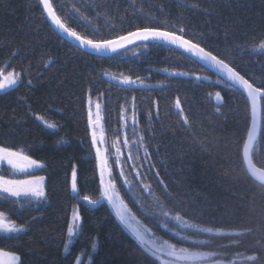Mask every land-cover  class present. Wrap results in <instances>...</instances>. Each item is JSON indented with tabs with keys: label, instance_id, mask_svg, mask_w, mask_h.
Here are the masks:
<instances>
[{
	"label": "trees",
	"instance_id": "16d2710c",
	"mask_svg": "<svg viewBox=\"0 0 264 264\" xmlns=\"http://www.w3.org/2000/svg\"><path fill=\"white\" fill-rule=\"evenodd\" d=\"M51 3L68 27L94 40L115 39L145 26L183 27L187 38L225 58L255 85L264 84V52H257L264 43V0ZM177 71L201 79L170 75ZM10 72L18 75L19 82L0 93V147L44 165L34 175L44 177L46 197L0 198V213L25 229L0 233L1 252L17 256L18 264H76L77 260L80 264H159L108 205L89 206L82 199L101 197L87 124L91 89V99L103 102L107 142L120 136L122 110L135 106L138 132L149 152L148 164L139 166L142 183L132 176L130 193L115 161L111 166L116 189L137 219L156 236L178 244L153 214L164 208L197 225L223 231L198 235L206 239L198 249L216 253L223 264H264V184L249 177L241 156L250 110L245 96L220 83L219 74L154 43L106 57L82 52L51 29L38 0H0V73ZM110 74L116 79H110ZM120 76L140 77L137 85L150 87L122 85ZM218 91L222 101L216 103ZM46 123L58 128L50 129ZM251 159L264 170V101ZM73 165L78 174L76 193L71 191ZM2 167L4 179L33 178ZM73 211L82 221L65 253ZM234 255L256 258L235 260Z\"/></svg>",
	"mask_w": 264,
	"mask_h": 264
},
{
	"label": "snow or ice",
	"instance_id": "6c2138e0",
	"mask_svg": "<svg viewBox=\"0 0 264 264\" xmlns=\"http://www.w3.org/2000/svg\"><path fill=\"white\" fill-rule=\"evenodd\" d=\"M39 3L43 6L44 12L47 14L48 19L51 23L59 29L62 33H65L68 37L75 39L82 48H87L91 51L97 53L103 52H117L120 49L127 47L130 44L137 42H146L156 41L163 42L169 45H172L176 48L182 49L184 52L191 53L193 56L198 58L203 64L212 67L216 72L219 73V76L222 78L220 83L225 84L226 86L238 89L242 94H246V99L251 104L252 112V127L247 132L250 143L254 142L256 139L257 128V108L258 105L264 101V84L255 85L250 82L249 79H246L237 68L226 61L225 58L215 54L211 50H207L205 46H202L200 43H197L195 39L186 37V30L181 27L178 30H168L162 29L161 27H141L137 28L134 31H129L126 34L117 36L115 39H103V40H94L81 36L76 30L68 27L61 18L57 15L54 10L51 0H39ZM260 50H264V43H260ZM51 63V61H49ZM167 71V69H165ZM3 74L0 73V76ZM170 75L173 76H185L186 72L177 71L172 72ZM110 79H116V77H109ZM199 79L200 77H196ZM133 79L131 76H123L119 83L125 86L134 85L138 87H150V85H137V80ZM4 82H0V91H4L9 87L15 86L19 82V77L15 74H9L8 76L3 77ZM28 84L31 85V80L28 81ZM91 89H89V98L87 100L88 112H87V124L88 128L91 130V147L95 149V166L98 170V179H99V189L102 192L103 198L107 200L108 204L111 205L112 209L115 212L116 217L119 219L120 223L128 227L133 235L137 239H142L139 231L136 228H133L130 223L129 218V209L123 202V200L115 194L114 189L116 184L113 179V169L109 164V159L107 156V149L104 152L101 151L99 145L104 143V136L101 133L100 137H97L96 129L101 126V114H100V103L97 101L95 104L96 112L95 116L92 111V99H91ZM215 98L218 102L222 101L221 93L216 92ZM133 107H135L133 105ZM177 108H180V103L177 101ZM217 112L220 111L219 108L216 109ZM123 116V114H122ZM38 120H41L43 123L42 117H36ZM133 124L136 123V114L133 112L132 116ZM254 122V123H253ZM187 123V120H185ZM46 127L55 130L58 128V125L55 123H46ZM143 139V138H141ZM125 146H127V139H125ZM115 147V145H114ZM117 156L115 160V165L120 167L123 161L120 158V149L117 148ZM149 152L147 148L144 149V157L147 158ZM129 159H133L131 156ZM0 161H6L13 169L19 168L20 171L33 174L31 179H4L0 177V193L7 194L10 197L19 198L24 197H33L37 200H44L46 197L45 185L43 183V176H35L34 170L43 168L44 165L40 164L37 160L30 159L27 155H24L22 152L12 151L6 147H0ZM18 161H25L26 167H21L18 164ZM139 176L140 173H137ZM77 168L75 165L72 167L71 171V191L73 193L77 192ZM108 177L106 182L105 177ZM125 173L123 170L120 171V177L123 179ZM126 182V181H125ZM83 201H86L89 204L99 203L97 200L91 199L88 195L82 197ZM82 217L79 212H74L72 215V223L69 225L67 232L68 236L71 237L75 230L80 227V222ZM25 229L23 227H17L14 223L6 222V217L3 213H0V232L4 233H17L23 232ZM210 230V229H209ZM256 257H249V259H255ZM13 264L17 261V257H13ZM76 264H80V261L77 260Z\"/></svg>",
	"mask_w": 264,
	"mask_h": 264
},
{
	"label": "rangeland",
	"instance_id": "374dc122",
	"mask_svg": "<svg viewBox=\"0 0 264 264\" xmlns=\"http://www.w3.org/2000/svg\"><path fill=\"white\" fill-rule=\"evenodd\" d=\"M257 52H264V50H260V48H258ZM9 74H15V73L10 72V73L3 74L0 78V82H4L3 77L8 76ZM15 75L18 76L17 74ZM109 76L112 77L113 75L110 74ZM185 77L192 78L194 80L201 79V78L197 79L196 78L197 76L188 75V74L185 75ZM121 78L122 76H120L119 79ZM10 88L12 87L7 88L6 90ZM4 91H0V93ZM97 101H99L100 103V114H101L102 119H101V126L96 129V132H97L98 138L100 137L101 133H103V136H104V143L100 144L99 147L102 152H104L105 149H107L106 154L108 156L110 165H111V162L116 160V156H117L116 149L117 148L120 149V158L123 161V163L120 167H117V168H118L119 173L121 170L124 171L125 176L123 179L121 178L122 183L127 190H130V193H133L132 176L136 178L138 183H142L140 175L139 176L137 175V173H140L139 166L141 164L142 165L148 164V157L147 158L144 157L145 147L141 140L142 137L140 136L138 132L137 121L135 124H133V121H132L133 112H135L134 108L132 105H129V108H125L122 110L120 136L117 140H111V142H107L105 139L104 126H103V102L101 101L100 98L92 99V105H93L92 111H93V115L95 116V112H96L95 104L97 103ZM215 102L219 103L216 100V98H215ZM125 139H127V142H128L127 146H125V143H124ZM130 156L133 159H129ZM18 164L21 167L27 166L25 161H18ZM1 166L5 168H9L10 170L11 169L14 170L10 165L7 164L6 161H0V167ZM15 170H19V168H16ZM105 179L107 182L108 177L106 176ZM114 191H115V194L122 199V197L119 195L116 188L114 189ZM144 191L147 192L148 189L144 187ZM2 196L10 197L7 194L0 193V198ZM21 197H24V196H21ZM13 198H16V197H13ZM123 202L125 203V201ZM125 205L127 206L126 203ZM74 212H77V211H73L72 215ZM153 214L156 217L160 218V228L168 232L169 236L179 241L178 244H175L167 239H163L159 236H156L149 228H147L144 224H142L137 219V217L132 213L130 209L128 213L132 227L136 228L142 237V239H138V240L143 244V246L147 250L153 253L157 258L167 261L168 264L170 263L171 264H221V263L223 264V262H221L220 260L222 258L221 256L216 255V253L205 252V251H201L198 249V246L206 241L205 238H199L198 235H206V234H210V235L216 234L217 235V234H222L223 231L197 225L194 222L181 217L180 215L170 213V212L169 213L165 212L164 208H159L157 211H154ZM72 215H71L70 224L72 223ZM5 217H6V222L12 223L11 221L8 220L6 215ZM78 229L79 228L75 230L74 234L71 237H69L67 233V238H66V242L64 246L65 253L68 252L70 245L75 240L78 234ZM0 233L6 234L4 232H0ZM14 256L15 255H10V254L0 251V264H13L12 258ZM233 259L250 260L249 257H245L243 255H234ZM229 261L231 262L232 260L230 259ZM18 263H19V258L17 259L15 264H18Z\"/></svg>",
	"mask_w": 264,
	"mask_h": 264
},
{
	"label": "water",
	"instance_id": "95a60500",
	"mask_svg": "<svg viewBox=\"0 0 264 264\" xmlns=\"http://www.w3.org/2000/svg\"><path fill=\"white\" fill-rule=\"evenodd\" d=\"M38 4H39V7H40V9H41V11H42V13L44 15V18H45L46 22L51 27V29L59 37H61L64 41H66L67 43H69L70 45H72L73 47L79 49L82 52H85V53H88V54H91V55H94V56H98V57H106V56H110V55L116 54V53H118V52H120V51H122V50H124L126 48H129L131 46L145 43V42H137V43H134V44H130L127 47H125L123 49H120L119 51L114 52V53L113 52L97 53V52L91 51V50H89L87 48H82L75 39L68 37L65 33H62L59 29H57L54 26L51 23V21L48 19L47 14L43 10V6L39 3V0H38ZM146 43L159 44V45H163V46L169 47L171 49H175L178 52H180V53L184 54L185 56L189 57L190 59L194 60L196 63H198L199 65L203 66L204 68H206L210 72L219 74L212 67L203 64V62H201L198 58L193 56L191 53L184 52L182 49L176 48V47H174L172 45H169V44H166V43H163V42L149 41V42H146ZM243 95L246 97V94H243ZM248 106H249V110H250V123H249V127H248V131H249L251 129V127H252V112H251V104H250V102H248ZM256 119H257V128H258V130H257V132L255 134H256V139H257V137L259 135V131H260V125H261V103L258 105V108H257V118ZM90 136H91V130H90ZM256 139L254 140V142L250 143L248 135H246V138H245V141H244V144H243V147H242L241 156H242V162H243L245 171L249 175V177L253 181H255L256 183L263 185L264 184V170L256 167L253 164L252 159H251V152H252V148L254 146V143H255ZM97 201H99V203H96V204H89L86 201L85 202L89 206H98V205H100L102 203H106L109 206V208L111 209L112 213H115L114 210L112 209L111 205L108 204L107 200H105L103 198V195ZM160 264H168V262L165 261V260H161L160 259Z\"/></svg>",
	"mask_w": 264,
	"mask_h": 264
}]
</instances>
